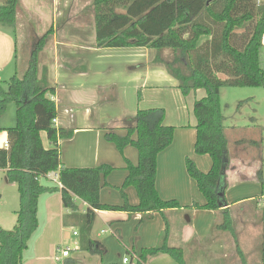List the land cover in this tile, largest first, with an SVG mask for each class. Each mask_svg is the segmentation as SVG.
Segmentation results:
<instances>
[{
  "label": "trees",
  "instance_id": "obj_1",
  "mask_svg": "<svg viewBox=\"0 0 264 264\" xmlns=\"http://www.w3.org/2000/svg\"><path fill=\"white\" fill-rule=\"evenodd\" d=\"M18 4L19 0H4L0 24H13ZM93 9L97 49H153L154 62L163 65L178 82L182 96L204 92L192 107L194 152L209 156L212 164L209 172L203 173L193 161L185 159L187 175L205 199L203 206L193 203L192 208L222 211L214 230L234 237L225 199L229 154L219 94L224 87L264 89V0L260 4L257 0H93ZM45 38L37 42L24 73L11 77L5 90L0 86V119L9 104L15 106L14 126L0 128L8 143L7 148H0V170L18 192L15 225L11 230L0 227V264H22L23 254L38 230L39 199L57 192L69 212L63 217L64 225H69L68 221L78 229L80 251L103 253L101 243L90 237L95 210L139 214L140 223L159 213L164 230L157 245L142 249L132 262L147 264L150 258L166 255L173 264H186L183 250L168 244L170 222L166 211L189 207L162 200L155 188L157 157L171 145L174 133L173 127L164 124V109L137 110L124 135L113 129L105 131V140L120 154L128 146L135 148L138 161L133 165L125 160L127 176L118 188L123 204L101 203L100 191L106 185L102 179L113 168H68L61 162L59 141L69 139L73 130L57 128L53 123L57 111L50 96L55 89L38 76V53ZM41 132L46 134L49 149L42 145ZM50 173L56 174L60 187L41 184L40 180ZM128 187L136 190V206L127 202L124 190ZM76 200L85 203L84 213L79 212ZM260 210L264 255V207ZM238 255L240 264H246L239 250Z\"/></svg>",
  "mask_w": 264,
  "mask_h": 264
},
{
  "label": "crops",
  "instance_id": "obj_2",
  "mask_svg": "<svg viewBox=\"0 0 264 264\" xmlns=\"http://www.w3.org/2000/svg\"><path fill=\"white\" fill-rule=\"evenodd\" d=\"M92 35L94 44L71 43L69 46H62L67 56H38V61H40L38 76L44 78L48 85L55 89L54 94L50 96L56 105L55 126L63 130H73L69 139L59 141L62 164L68 168H94L100 165L113 168V171L102 179L106 185L100 191V201L106 205L121 206L124 199L118 188L122 186L127 176L125 160L136 165V157L127 150L128 147L124 149L123 154H120L112 143L105 140V131L113 129L119 135H124V129L132 124L137 110L162 108L166 114L171 106L170 100L179 110L180 120L189 121L188 126L194 127L193 103L196 99L202 98L204 92L197 91L193 95L182 96L177 89L178 82L169 76L163 65L154 62L155 50L146 48L97 49L95 29ZM56 44L58 43L54 45ZM262 45L264 53V35ZM11 59L15 60V56H0L2 62ZM143 93L151 94L149 99L156 97L159 93H165L169 100L166 103L163 101L162 105H154L152 101H148L145 107H140L141 103H139L138 108L137 106L131 110L125 108V100L130 97V94L137 97L139 95L138 99L141 102L144 98ZM124 108L126 112H122ZM180 126L184 127V125ZM0 128L7 127L0 126ZM173 128L171 145L157 157L155 188L160 198L180 200V193L183 192L190 198L189 202L203 206L205 199L195 186V181L187 175L185 159L188 157L193 160L199 171L203 173L211 168V159L207 155L195 156L193 150L196 134L192 137L188 136L187 140L178 142L175 138L176 128ZM242 131L244 130H232L231 133L235 138H229L231 133L228 128H224L229 154L225 199L229 204L227 209L230 212L237 207L250 204H256L257 208L264 207V185L262 186L261 183V180L263 181L262 159L258 147L260 133L254 129H250L247 133ZM238 133L240 137L237 136ZM40 138L43 147L49 149L50 145L44 132L40 133ZM6 141V133L0 132V148ZM171 155L174 156L172 162L170 160L164 166L167 167L166 170L161 169L162 160ZM1 172L4 174L5 182L8 183L5 179V171ZM175 173L183 177L184 183H180V186L169 177V175L174 176ZM257 179H259V184ZM55 180H57L56 174L50 173L40 182L46 185L50 181L55 183ZM124 193L129 205L138 204L135 188L128 187ZM75 203L79 212L84 213L85 203L80 200H76ZM221 212L191 211L187 208L166 211L171 225L169 246L181 248L187 256V264H230L223 245L214 244V226L221 221ZM68 213L62 206L60 193L40 197L38 230L23 254L22 264H55V262L61 264H123V258L128 257L133 261L142 249L155 247L160 233L164 230V222L159 213H155L151 220L139 225L141 217L139 214L95 210L90 236H92L91 239L101 243L103 253L85 252L79 250L77 227L68 221L69 225L65 226L63 223V217ZM128 221L130 223L126 224ZM15 222V216L6 223L0 220V227L9 230ZM98 225L99 232L94 235V227ZM63 230H71L72 236L77 240L74 243L78 246L76 250L78 254L74 256V259L71 258L70 253L67 257L61 256V252L67 248H61L57 244L59 231L63 232ZM74 232L77 236L73 235ZM259 235L262 242V230ZM162 256L165 257V255H159L150 258L147 264H155ZM248 264H264V255H261L260 259L249 257Z\"/></svg>",
  "mask_w": 264,
  "mask_h": 264
},
{
  "label": "rangeland",
  "instance_id": "obj_3",
  "mask_svg": "<svg viewBox=\"0 0 264 264\" xmlns=\"http://www.w3.org/2000/svg\"><path fill=\"white\" fill-rule=\"evenodd\" d=\"M93 21V0H19L13 24H0V56H15V60L11 59L6 62L0 61V86L5 90L6 84L11 77L14 75L20 77L24 73L30 56L32 55V51L36 47L37 42L43 37H46L44 46L38 53V56H67V52L62 48L64 45L69 46L71 43H80L85 45L94 44V36L92 35L94 30ZM55 43L58 44L54 45ZM165 55L166 54L164 53V56ZM39 67L40 61H38V68ZM198 92L202 93L203 91ZM191 94L193 95L194 93ZM150 95L151 94L143 93L144 98L140 102V99H138L136 95L130 94V97H127L125 100V108L128 110H131L136 106L138 108L139 103H141L140 107H145V103L148 101H152L154 105H162L161 103H163V101L166 103V101L169 100L165 93H159L156 97L149 99ZM219 96L221 112L224 117L223 126L225 129L228 128L230 133L234 129L237 131L244 130L242 132L246 133L249 132L250 129L259 131L260 136L258 147L260 149V156L262 159L261 172L263 173L264 181V89L224 87L221 88ZM170 105L171 106L167 109L165 114L164 124L171 125V127L176 128V140L178 142H182L187 140L188 136L192 137L195 135L194 127L188 126V123L190 122L180 120L179 110L175 107L172 100H170ZM125 108L122 112H126ZM14 124L15 106L11 103L7 106L4 116L0 119V126L9 128L13 127ZM180 125H184V127H181ZM237 136L240 137L239 133ZM230 137L235 138L232 133L229 138ZM127 150L134 154L137 162V151L135 148L128 146ZM197 156L202 157L201 155ZM173 159V155L168 156L166 159L164 158L161 163V169L166 170L167 167L164 166L170 160L172 162ZM1 171L0 220H4L6 223L14 218L15 213L13 211H17L18 209V192L15 184L5 182L4 174ZM161 172L162 170L160 173ZM173 175L174 176L169 175V177L174 182H177L179 186L180 183H184L183 177H181L178 173ZM40 181L42 182V179ZM257 181L259 184V179H257ZM263 181L261 180L262 186L264 185ZM46 185L55 186L56 184L50 181ZM195 186L197 185L195 184ZM259 188L261 187L259 186ZM201 196L203 195L201 194ZM179 197L180 200L175 198L161 199L165 201L173 200L180 206H188L189 208H187V210L207 211L192 208L193 203L189 202L190 198H188L183 192L180 193ZM255 205L250 204L244 207H237L232 210V212L229 211L234 237L229 232L214 230V244L223 245L228 256L227 260H229L230 264L233 262L240 264L238 250L242 253L246 264H248L249 257L256 259L261 258L262 242L259 234L262 230L260 221V215L262 212L259 208L260 206L258 209ZM147 221H144L143 223ZM128 223H130V221L126 222V224ZM138 224L142 225V223ZM98 232L99 225L94 227V235ZM59 233L60 235L57 244L61 248H69L71 258L74 259V256L78 254L76 251L78 246L74 243L77 240L72 236V231L63 230V232L59 231ZM185 259L187 264L186 255ZM55 264L61 263L55 262ZM155 264H173V262L165 255V257H159Z\"/></svg>",
  "mask_w": 264,
  "mask_h": 264
},
{
  "label": "built area",
  "instance_id": "obj_4",
  "mask_svg": "<svg viewBox=\"0 0 264 264\" xmlns=\"http://www.w3.org/2000/svg\"><path fill=\"white\" fill-rule=\"evenodd\" d=\"M262 1L263 0H257V4H260ZM3 5H4V0H0V7H2ZM53 123L56 124V119L53 120ZM7 147H8V143L6 141L4 142L3 148H7ZM54 182L58 187H60V183L57 180H55ZM73 235L77 236V233L74 232ZM68 254H69V249L67 248L61 252L62 257H67ZM123 264H134V263L128 257H125L123 258Z\"/></svg>",
  "mask_w": 264,
  "mask_h": 264
}]
</instances>
